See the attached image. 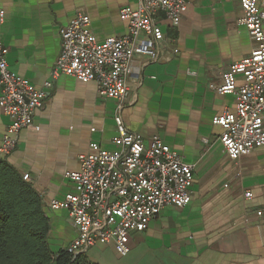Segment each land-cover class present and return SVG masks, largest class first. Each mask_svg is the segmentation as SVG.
I'll list each match as a JSON object with an SVG mask.
<instances>
[{
  "label": "crops",
  "instance_id": "crops-1",
  "mask_svg": "<svg viewBox=\"0 0 264 264\" xmlns=\"http://www.w3.org/2000/svg\"><path fill=\"white\" fill-rule=\"evenodd\" d=\"M139 6L140 0H0V39L9 69L45 92L33 127L21 131L13 151L0 158L27 176L39 195L52 253L64 249L76 229L66 211L52 210L49 203L73 190L65 173L79 169L78 158L90 142L113 149L117 109L116 101L97 94L93 82L52 78L59 31L80 10L90 17L99 41L123 36L128 25L119 18L120 10ZM241 16L239 0H188L175 25L157 16L164 35L160 58L134 57L130 91L119 115L146 143L159 137L194 167L191 201L181 209L165 207L145 231L131 234L126 256L112 246L96 247L85 253L90 262L264 264V147L232 161L220 143L221 128L212 124L215 116L235 109L233 95H219L212 87L221 83L230 63L252 48L238 24ZM237 83L242 84L241 77ZM8 126L0 110V140ZM246 192L251 199L244 197Z\"/></svg>",
  "mask_w": 264,
  "mask_h": 264
},
{
  "label": "built area",
  "instance_id": "built-area-1",
  "mask_svg": "<svg viewBox=\"0 0 264 264\" xmlns=\"http://www.w3.org/2000/svg\"><path fill=\"white\" fill-rule=\"evenodd\" d=\"M239 4L238 24L246 29L252 48L246 57L230 63L221 83L212 87L219 95L235 97L233 112L212 119L222 130L219 140L232 161L264 147V0H239ZM187 7L188 0H140L136 10L124 7L119 12L128 33L102 41L91 31L90 17L80 10L59 31L60 52L52 78L65 75L81 83L93 82L100 97L117 103L113 149L90 142L78 158L79 169L65 173L73 190L49 203L52 210L66 211L76 229V237L65 247L72 258L105 246L126 256L131 234L145 231L165 207L181 209L191 201L194 167L159 137L146 143L125 127L119 115L130 91L134 57L145 56L152 62L160 58L164 35L157 16L162 14L175 25ZM3 21L0 10V26ZM7 53L0 39V110L9 120L0 140L2 156L13 151L21 131L33 127L45 98L42 89L9 69ZM44 86L49 87V82ZM244 197L251 199L252 194L246 192Z\"/></svg>",
  "mask_w": 264,
  "mask_h": 264
},
{
  "label": "trees",
  "instance_id": "trees-1",
  "mask_svg": "<svg viewBox=\"0 0 264 264\" xmlns=\"http://www.w3.org/2000/svg\"><path fill=\"white\" fill-rule=\"evenodd\" d=\"M48 232L39 195L0 158V264H94L85 254L72 258L65 248L52 253Z\"/></svg>",
  "mask_w": 264,
  "mask_h": 264
}]
</instances>
